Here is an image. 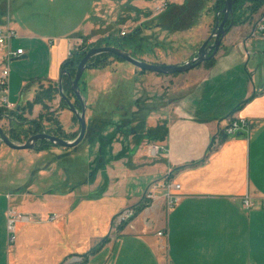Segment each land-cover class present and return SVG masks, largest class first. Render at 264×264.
<instances>
[{"label":"crops","instance_id":"0c3cea01","mask_svg":"<svg viewBox=\"0 0 264 264\" xmlns=\"http://www.w3.org/2000/svg\"><path fill=\"white\" fill-rule=\"evenodd\" d=\"M153 1L0 0V27L16 33L0 56L7 48L24 51L9 67L10 103L17 109L32 100L34 82L57 84L62 63L84 43H112L123 29L140 36L144 31L151 42H172L176 36L167 33L166 20L173 16H162L173 8L183 13L191 0H171L170 8L155 17ZM214 1H204L202 11L193 13L197 20L206 12L203 35L184 53L191 54L209 36L217 15L211 10ZM263 14L264 6L250 22L230 26L210 64L179 73L164 134L155 143L164 151L150 156L148 147H139L118 157L114 146L109 158L97 145L93 163L106 167V182L94 170L78 182L62 169H29L40 156L0 154V264H64L75 257L84 264H264V36L256 30ZM197 30L182 34L194 37ZM152 43L139 49L146 51L142 59L178 62L171 46ZM113 65L134 73L126 62ZM88 70L81 85L92 78L89 97L103 98V87L115 76L108 66ZM144 73L166 76L143 72L140 77H147ZM40 110L35 106L32 113ZM238 119L249 122L248 130L225 138L221 130ZM162 177L179 188L162 186ZM150 188L148 206L114 228L116 214L136 209ZM169 191L179 197L173 205ZM245 197L252 202L249 208Z\"/></svg>","mask_w":264,"mask_h":264},{"label":"rangeland","instance_id":"374dc122","mask_svg":"<svg viewBox=\"0 0 264 264\" xmlns=\"http://www.w3.org/2000/svg\"><path fill=\"white\" fill-rule=\"evenodd\" d=\"M197 3H194V1L192 2L191 0L189 5L185 6L183 13H180L179 9L174 10L175 8H173L170 9V11H166V13L163 15L164 17L162 16V18L173 16L171 21L166 20V29L169 35H174V37L176 36L178 40L175 38L172 40V42H167L165 40L157 41L156 38V40H153L152 42H162L166 46H171V50H173L171 52H173V54L179 53L180 57L177 58L178 62L172 64L185 62L188 57L191 56L194 51L198 50L201 45L200 44L196 46L197 48L189 55L184 53L189 51L188 49L190 46L198 43L201 36L203 35L200 24L203 23L202 17H204V19L206 18L204 15L206 12L203 11L202 15L197 20H194L195 18L192 17L193 13L195 12V8L199 6ZM214 3L215 1L213 4L211 2L207 4L208 6L212 4L211 10L213 12H215L213 10ZM199 7L200 8L197 11H202V9L205 7L204 3ZM187 28L188 30H186ZM189 29H198L197 31L199 32L195 34L194 37L182 34L183 32L190 31ZM123 30L127 34V29ZM142 36L146 39V43L149 44V46L153 44L150 41L151 35H146L143 31ZM85 45V43L84 45H79L78 49L74 52H81L84 50L83 48H85ZM149 46H147V48H150ZM132 56L137 59L144 60L141 57L146 56V51L137 50L135 55ZM159 59L160 61L156 60L155 62L153 61L150 63L162 64V59L164 60L165 58L160 57ZM151 60H153V57ZM15 61H12L10 64L14 63ZM116 62L122 64L124 61L120 59H113L112 57L107 61L108 69L115 77H113L114 79L110 80L109 83L107 82L106 86L103 87V90H105V92H102L103 98L97 97L96 99L92 100L93 97H89L88 89L91 83L90 80L92 78L89 80L90 83L88 81V84H83V86L81 85L85 74L92 72L91 70H85L83 77L79 81V90L82 96H84L86 99L87 104V110L85 114L86 133L80 144L74 148L48 146L43 150L30 151L12 150L0 142V154L7 152V154L13 156H40L41 159H36L34 166L29 169H41L44 167L47 168H44L45 170L51 171L62 169L65 170L67 174H69V177H77L79 180L78 182L87 179V177H89L88 175L91 172L94 173L95 171V176L98 172L102 181L106 182L108 180L106 167L101 165L99 166L98 164L95 165L93 163V157L98 154L96 153L97 145H99L103 152L108 156L109 153L113 156L114 153H112V150L114 149V146H119V151L116 153V156L127 157L128 155L130 156V154H134L139 147L147 150L149 145L157 143L156 141L162 135L163 130H165V117H167V112H169L170 107L173 104V97L176 94L173 89L177 83L175 80L182 78V75L174 74L171 76H155L144 73L143 75H147V77H140L142 76L143 72H141L139 69H134L135 67H131L134 70V73L132 74L131 72L123 71L119 67L116 68V65H113V63ZM33 65L34 64L31 63L29 67L32 68ZM15 68L17 69V67ZM25 70H27V68H25ZM159 78H161L163 81L161 82ZM180 81L181 79L178 81V84ZM34 83V87L36 88L35 92L40 88L45 89L49 85L45 81ZM96 89L98 90L99 87L95 86L93 89L91 88V91L94 93V95L96 92H98ZM27 93H29V91ZM69 98L71 103L75 105L74 97ZM109 100L110 102L106 103V101L108 102ZM46 104L48 107L44 113L50 118H55L59 125L56 127L49 121L43 120L42 125L45 129L43 132L68 141L76 138L80 129L79 123L74 119L72 113L63 105L60 95L56 94L51 101H46ZM102 106H107L108 109H102L106 110L105 112L99 111L98 108ZM9 112L10 111L6 110L0 114V127L12 142L22 144L27 138L34 134L25 139L23 134L25 130H27V125L21 124L20 126V124H17L16 120L14 119L17 117L10 115ZM40 113L41 110L37 113L25 112L22 114L21 118L17 119L21 120L22 122L33 119L37 120L39 119ZM49 130H57L59 133L53 134L55 132H49ZM11 132H13L14 135H18V133L21 132V134L19 133V135L16 137L19 139H12L10 137ZM158 171L159 168L156 169V172ZM163 180L165 182L164 177L158 179V181ZM71 182H74L72 178Z\"/></svg>","mask_w":264,"mask_h":264},{"label":"water","instance_id":"95a60500","mask_svg":"<svg viewBox=\"0 0 264 264\" xmlns=\"http://www.w3.org/2000/svg\"><path fill=\"white\" fill-rule=\"evenodd\" d=\"M233 4L234 0H225L223 7L221 9L222 17L219 18L216 15L215 24L211 30L209 36L201 44V46L196 50L195 54L187 59L183 63L176 64H155L150 63L141 59H137L131 55L130 52L122 50L116 46L112 45H99L89 47L85 55L81 58L76 66L74 75L71 77L70 73L66 71H61L58 88L59 95L64 100L66 108L72 113L79 123L80 129L79 133L73 140H65L46 132L36 133L31 137L27 138L22 144L12 142L8 136L5 134L3 129L0 127V142L6 147L12 150H37L41 146V142L46 141L50 144L60 147V148H74L83 140L86 133V119L85 114L87 110L86 99L82 96L79 90V81L85 70L90 68V60L97 55L110 54L119 57L124 62L130 64L131 66L139 69L140 71L150 72L154 74L161 75H173L179 73H185L198 65L208 61L217 53L219 46L221 44L222 38L225 36L228 28L232 26V22L229 26L227 21L233 16ZM67 74L70 77L71 87L76 99L80 103V109H78L73 103H71L70 98L64 94L62 87L63 75Z\"/></svg>","mask_w":264,"mask_h":264},{"label":"trees","instance_id":"16d2710c","mask_svg":"<svg viewBox=\"0 0 264 264\" xmlns=\"http://www.w3.org/2000/svg\"><path fill=\"white\" fill-rule=\"evenodd\" d=\"M205 2L207 0H204ZM204 1H201L197 4L202 5ZM225 0H216V2L213 5V10L215 11L216 14H218L219 18L222 17L221 14V9L223 7ZM171 6V4H170ZM168 7V9L170 8ZM195 8V10H198L200 7ZM264 6V0H234L233 4V16L232 18H229L227 21V25L229 26L231 22L233 23L232 25H239L246 23L252 19V15L257 13L262 7ZM87 40L85 39L84 42ZM106 43V44H105ZM112 45L116 46L122 50H125L127 52H131V55H135L137 50L141 49L143 46L144 48L146 47V39L143 36H140L139 32L137 30H134L130 32L129 34H125L124 36H120L119 39L113 40L112 43L106 42L105 39H99L96 42H94L91 46H99V45ZM87 49L82 50L81 52H71L70 57H68L67 60H65L62 65H61V71H66L70 73L71 77L74 75L76 66L81 60V58L85 55ZM113 59H120L117 56L110 55V54H101L95 56L93 59L90 60V68L89 69H99V68H104L107 66V61L109 58ZM121 60V59H120ZM213 58L209 59L206 61V63L210 64L212 62ZM123 61V60H122ZM144 72V71H141ZM62 87L64 94L68 97H74L75 99V106L80 109V103L76 99V96L73 93L72 87H71V81L70 77L67 74L63 75V80H62ZM56 94H59V88L57 84H50L48 85L47 88L42 89L40 88L38 91H36L34 97L30 101H26L23 104L19 105V107L13 111H10L9 114L21 118L22 114L25 112L32 113L33 109L35 106H40L41 107V113L39 114V119H33V120H27L25 122H22L21 120H18L17 118H14L17 122V124H23L27 125V130L24 132V138L26 139L27 137L31 136L32 134H36L38 132H43L45 129L42 125V121L46 120L49 121L51 124L55 125L58 127V122H56L55 118H50L47 116V114L44 113V111L47 109V104L46 101H51ZM61 101L63 102V105L66 107V104L64 100L61 98ZM242 104V103H241ZM240 104V105H241ZM5 112L4 110H0V114ZM74 117V116H73ZM76 120V118L74 117ZM55 132L53 134L59 133L57 130H49V132ZM159 137V139L163 136L164 134ZM21 134V132H19ZM18 133V135H19ZM18 135H14L13 132H11L10 137L12 139L18 140L19 138H16ZM48 146H54L50 144L49 142L43 141L41 142L40 148L37 150H43L45 147ZM100 155H105V153L102 151L100 147ZM148 202L143 201L137 205V208L135 210V213H139L142 211L145 207L148 206ZM124 225V224H123ZM123 225L119 226L117 230H119ZM95 248L92 249L88 255H91L94 252Z\"/></svg>","mask_w":264,"mask_h":264},{"label":"built area","instance_id":"2783aa9c","mask_svg":"<svg viewBox=\"0 0 264 264\" xmlns=\"http://www.w3.org/2000/svg\"><path fill=\"white\" fill-rule=\"evenodd\" d=\"M153 7L151 10V14L153 17L160 15L164 11L168 9V7L171 4V0H154L153 1ZM256 30L264 36V14L261 17V19L256 24ZM126 33L125 31H121L119 36H124ZM16 33L14 30L8 28V27H0V48H4L5 45L8 43V41L15 37ZM92 44L85 45V49H88ZM24 54V51L22 49L17 50H11L7 48L5 51L2 52V55L0 56V64H1V71H0V110L4 111H13L15 110V105L10 103L9 101V90H8V78H9V64L13 59H16ZM249 128V122L245 119H238V120H231L222 130L221 134L225 136V138L236 136L239 133L245 132ZM165 148L161 144H152L148 147L149 155H155L158 154L161 151H164ZM162 186H165L169 189L172 188V190H177L179 188L178 184H169L167 182H164ZM169 198V204L173 205L178 201V195L175 193H172L169 191L168 193ZM153 194H152V188L146 191L144 194V201L149 202L152 200ZM243 204L246 208H249L252 206V202L249 197H245L243 200ZM264 206V201H263ZM135 210L134 208H126L116 214V216L113 218V225L114 228H118L119 226L128 223L134 216H135ZM19 218V216H14V219ZM12 221H9L8 224V232H9V241L13 240V235H11L12 232ZM159 236H162V232L157 233ZM82 258L75 257L72 259H69L64 264H84V262L81 261Z\"/></svg>","mask_w":264,"mask_h":264},{"label":"bare ground","instance_id":"6f19581e","mask_svg":"<svg viewBox=\"0 0 264 264\" xmlns=\"http://www.w3.org/2000/svg\"><path fill=\"white\" fill-rule=\"evenodd\" d=\"M57 85H58V83H57ZM61 98V97H60ZM176 194V193H175ZM178 195V194H177Z\"/></svg>","mask_w":264,"mask_h":264}]
</instances>
